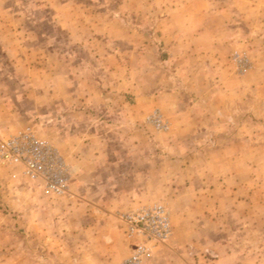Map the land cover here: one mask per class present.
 Here are the masks:
<instances>
[{
    "label": "rangeland",
    "instance_id": "374dc122",
    "mask_svg": "<svg viewBox=\"0 0 264 264\" xmlns=\"http://www.w3.org/2000/svg\"><path fill=\"white\" fill-rule=\"evenodd\" d=\"M189 7L225 41L190 63L184 96L164 39ZM179 107L193 129L172 128ZM28 125L86 178L57 198L0 167V264H121L117 216L153 203L173 235L150 264H264V0H0V136ZM124 138L143 145L132 161ZM98 139L113 150L100 164Z\"/></svg>",
    "mask_w": 264,
    "mask_h": 264
},
{
    "label": "built area",
    "instance_id": "2783aa9c",
    "mask_svg": "<svg viewBox=\"0 0 264 264\" xmlns=\"http://www.w3.org/2000/svg\"><path fill=\"white\" fill-rule=\"evenodd\" d=\"M233 65L243 71L247 65L244 55L236 53ZM156 126L167 129V123L159 113L153 116ZM0 167L38 184L45 194L52 197L71 195L73 172L59 149L43 138L35 127L28 125L21 131L0 136ZM124 225L130 254L121 264H146L159 247L165 245L173 235L171 215L161 203L144 204L119 213Z\"/></svg>",
    "mask_w": 264,
    "mask_h": 264
},
{
    "label": "crops",
    "instance_id": "0c3cea01",
    "mask_svg": "<svg viewBox=\"0 0 264 264\" xmlns=\"http://www.w3.org/2000/svg\"><path fill=\"white\" fill-rule=\"evenodd\" d=\"M198 3H201V2H198ZM190 7L186 10H183V11L180 10V12L178 11V15L182 19L180 20V26L178 28L173 27L172 29L173 31L170 33L172 36V40L171 39L169 40L167 38L164 39L165 47L173 52L175 56V60L177 61L176 65L178 66V68L176 70V76H173V80L176 82V84L178 83L179 86L178 88H176L177 94L176 93L175 94L176 95L180 94L184 96L189 91V86L187 85L188 84L187 78L188 79L190 78L189 76H185V75H186V72L189 71L188 66L190 65V63L193 62L197 58V55H201V57H208L212 61L218 60L217 59L218 53H220L222 49V43H223L222 41H225L223 36L220 37L217 35L216 32H214L212 23L210 21L208 22L205 21V19L213 17L212 13L210 14L202 13V11L200 12L199 10H196V9L194 10L192 9L193 7L192 8ZM197 17L200 18L201 20L200 22L204 23L203 24L204 27L198 28L199 30H196V29L193 30L192 28L188 29L185 26L188 24L187 18L192 19V18H197ZM223 30L225 29H222V31L220 32L222 33ZM203 41L204 43H202ZM185 87L188 89L184 90ZM191 112L192 111H190L189 108L188 109L182 108V107L176 108L175 114L177 117L173 119L174 121L173 120L170 121L172 122L171 124L172 128L178 129L179 131L180 130L188 131V129H193L194 125H191L193 123L190 120H188L190 119L189 115L191 114ZM142 115H143L142 111L135 112L136 120H138ZM111 142L112 140L98 139V147L96 149H93V152H94L93 157L95 158L94 163L100 164V162L102 161H108L107 157H112L111 155H112L113 150L108 149V146L111 145ZM120 145L124 147L123 148L125 152L124 154L126 157L130 159V161L133 160V158L131 157L132 156L131 154L134 150L140 151V154L142 153L141 151L142 146H143L142 143L137 145L135 143V140L134 139L132 140V138L122 139V143H120ZM138 148H140V150ZM65 160L70 164L73 174L75 175L76 173V175H79L78 178H80L81 180H85L86 176L85 174L82 173L83 168L77 164L70 163L68 159L66 158ZM97 169H98V166L96 170ZM94 174L95 173H93L92 175ZM92 178H96V176ZM83 184H82V187L83 189H85L86 187ZM101 185H103V183L102 181H99L97 185L99 190H102L106 187V186H104V188L100 187ZM111 185L112 184L109 181L108 186L111 187ZM102 201L105 203V200L102 199ZM106 203L111 204L109 201ZM113 207L114 205H111L109 209ZM101 209H103V207H101ZM124 247H125V244H124ZM167 249L168 247L165 245L159 247L158 251L147 261L146 264L148 263L150 264L151 263L150 261L155 262L158 259L164 258L163 254L168 253L167 251H165Z\"/></svg>",
    "mask_w": 264,
    "mask_h": 264
}]
</instances>
